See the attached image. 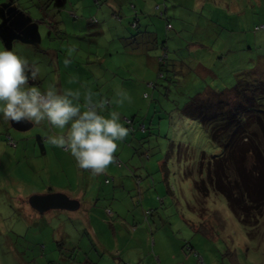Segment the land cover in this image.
<instances>
[{"label": "rangeland", "instance_id": "rangeland-1", "mask_svg": "<svg viewBox=\"0 0 264 264\" xmlns=\"http://www.w3.org/2000/svg\"><path fill=\"white\" fill-rule=\"evenodd\" d=\"M257 25H264V0H0V50L38 66V87L97 88L111 100L108 110L125 127L135 116L137 128L117 142L116 162L97 176L46 143L45 126L18 131L9 122L15 149L0 128V264H78L87 253L102 264H264V216L249 235L224 195L211 190L197 199L200 155L222 148L180 111L199 91L234 87L240 71L264 76V29ZM136 43L152 48L146 61L127 58ZM166 47V77L159 78L148 56ZM189 56L196 62L173 80L171 69ZM201 60L205 74L192 66ZM154 81L157 87L147 86ZM121 92L130 97L123 104ZM188 167L193 174L186 176ZM79 183L82 206L40 212L30 203L34 194L72 198Z\"/></svg>", "mask_w": 264, "mask_h": 264}, {"label": "trees", "instance_id": "trees-1", "mask_svg": "<svg viewBox=\"0 0 264 264\" xmlns=\"http://www.w3.org/2000/svg\"><path fill=\"white\" fill-rule=\"evenodd\" d=\"M47 22L57 30L53 20L47 19ZM254 29L262 30L264 25H257ZM167 60L166 47L158 56L159 78L166 77L163 67L167 66ZM179 62L181 66L175 65L171 69L175 75L173 80L179 79L178 76L188 66L184 60ZM30 83L37 86L39 79ZM157 85L154 81L147 86L154 88ZM144 95L148 97V92ZM107 100V108H111L113 104ZM180 111L185 117L199 121L210 139L222 148L220 154L209 155L202 151L200 155L198 171L201 177L194 180L197 199L206 198L211 190L224 195L233 213L248 229V234L253 235L254 228L259 226L264 216V76L255 70L240 71L234 87L221 91L212 88L199 91L185 102ZM124 121L135 133V116H128ZM140 128L148 129L145 122L140 123ZM11 139L15 146L10 144ZM4 141L13 149L19 144L10 133L4 135ZM37 143L45 153L46 146L41 136L37 137ZM191 174L193 170L188 167L185 175ZM105 182L110 183V178H106ZM76 200L82 204L79 199ZM108 211L112 214L111 209ZM85 264L96 263L88 260Z\"/></svg>", "mask_w": 264, "mask_h": 264}, {"label": "clouds", "instance_id": "clouds-1", "mask_svg": "<svg viewBox=\"0 0 264 264\" xmlns=\"http://www.w3.org/2000/svg\"><path fill=\"white\" fill-rule=\"evenodd\" d=\"M39 74V67L17 51L0 50V115L4 122L45 126L50 130L46 143L69 152L80 170L92 176L105 173L116 162L117 142L130 132L121 122V114L107 111L109 101L91 89L82 93L58 88L55 83L41 89L30 83ZM117 95L119 104L130 100L122 92Z\"/></svg>", "mask_w": 264, "mask_h": 264}, {"label": "crops", "instance_id": "crops-1", "mask_svg": "<svg viewBox=\"0 0 264 264\" xmlns=\"http://www.w3.org/2000/svg\"><path fill=\"white\" fill-rule=\"evenodd\" d=\"M135 22V21H134ZM138 25V24H137ZM52 26V25H51ZM57 27V26H56ZM57 30H59V28L57 27ZM136 45V47L137 48H133V51L132 52H127V58H128V56H129V58H131V59H133L134 57H136V56H140V57H142V59H143V61H146V56H147V54H146V51L147 50H150V49H152L151 47L149 48L147 45L146 46H144L143 44H141V45H139L138 43H136L135 44ZM120 53V52H119ZM109 55H113V54H109ZM112 57H114V56H112ZM149 57V59H148V61H147V63H154V62H156V63H158V56H157V58H156V56H154V55H151V56H148ZM151 57V58H150ZM189 59H190V56H189ZM202 61V60H201ZM191 62H196V61H194V60H188L187 61V64L189 65V64H191ZM129 66H132V67H134V62L132 63V62H128L127 63ZM159 64V63H158ZM157 64V69H158V65ZM178 66H181V63L179 62V65ZM192 66H194V68L198 71V72H200V73H202V74H205V73H207L208 71H210V69L204 64V62L202 61V62H200L199 61V63H196V65H194V64H192ZM121 66L118 64V65H116V67H115V70H116V72H114V75L116 76V78H117V72H119L120 70H119V68H120ZM158 71V70H157ZM131 73H133V72H130V74ZM125 78V77H124ZM38 79H39V77H38ZM116 82H118L119 84H122L123 83V79L122 78H117L116 79ZM39 86L40 87H42V83H41V80L39 79ZM58 88H61V89H63V87L62 86H58ZM97 88L96 89H94L93 87H92V91L94 92V93H98L97 92ZM99 91V90H98ZM101 96H103V94H100ZM98 98V97H97ZM118 98V100H119V98H120V96H118L117 97ZM110 102H111V100H110ZM112 103V102H111ZM107 111H111V110H108V108H107ZM10 123L9 122H4V120H3V117H2V115H0V128H3L4 130H3V133H2V137L1 138H3V140H4V135L6 134V133H10L11 135H12V133L10 132ZM33 127V126H32ZM16 130V129H15ZM29 130V129H28ZM19 131V130H18ZM26 131V130H25ZM1 133V132H0ZM16 138V137H15ZM17 139V138H16ZM19 141V140H18ZM5 142V141H4ZM30 142H32V140H30L29 141V143ZM32 143H30V145H31ZM19 145V144H18ZM18 148V147H17ZM15 149V148H14ZM26 149V148H25ZM2 159H3V155L0 157V166L2 165ZM84 171V170H83ZM89 171H84V173H88ZM88 179H89V181H91V176L90 177H88ZM83 190H84V187H81V185H80V183H79V186H78V188L75 190V191H73L74 192V194H76V196H74V197H72L73 199H79L80 201L83 199V197H84V194H83ZM50 191H53V190H50ZM55 191V190H54ZM71 198V197H70ZM80 206H82V204L80 205ZM125 230V229H124ZM106 250V249H105ZM106 253V252H105ZM122 254V253H121ZM102 259V258H101ZM101 259H96L95 260V258H92V256L91 255H88V253L86 254V257L84 258V260L82 261V262H79L78 264H85V262H87L88 260H90L91 262L93 261V262H95L96 264H102V261H101ZM122 261V260H121ZM75 264V263H74Z\"/></svg>", "mask_w": 264, "mask_h": 264}, {"label": "water", "instance_id": "water-1", "mask_svg": "<svg viewBox=\"0 0 264 264\" xmlns=\"http://www.w3.org/2000/svg\"><path fill=\"white\" fill-rule=\"evenodd\" d=\"M13 128L19 131L30 129L31 123H16L11 122ZM30 203L36 210L45 212L52 208H67L74 209L80 206V203L62 192H51L48 194H34L30 198Z\"/></svg>", "mask_w": 264, "mask_h": 264}, {"label": "built area", "instance_id": "built-area-1", "mask_svg": "<svg viewBox=\"0 0 264 264\" xmlns=\"http://www.w3.org/2000/svg\"><path fill=\"white\" fill-rule=\"evenodd\" d=\"M10 144H12V145H14V146H15V144H16V143L14 142V140H13V139H11V140H10Z\"/></svg>", "mask_w": 264, "mask_h": 264}]
</instances>
